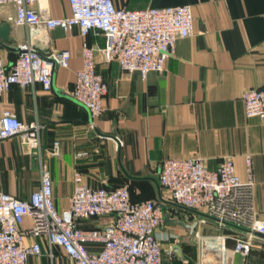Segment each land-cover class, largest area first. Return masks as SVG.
<instances>
[{
	"label": "crops",
	"instance_id": "obj_1",
	"mask_svg": "<svg viewBox=\"0 0 264 264\" xmlns=\"http://www.w3.org/2000/svg\"><path fill=\"white\" fill-rule=\"evenodd\" d=\"M116 6L143 8L189 4L193 33L176 41L164 70L138 72L120 70L116 61L105 62L96 51V69L108 83L104 110L95 118L70 91L81 66V45L101 48V33L82 37L76 26L63 31L43 25L28 30L13 24L10 3L0 5V24L10 26L8 40L0 44V58L9 67L18 56V45L30 40L39 53L67 49V67H56L49 90L39 82L26 87L12 85L0 95V114L11 110L22 122L38 124L39 148L31 152L17 137L0 140V189L28 198L40 184V164L50 170L54 204L68 205L75 171L93 187L127 186L131 200L159 199L164 220L156 229L162 249V264H198L194 232L243 231L231 225L218 226L204 213L178 206L158 182L162 161L167 157L201 156L214 168L223 157L233 159L236 172L245 176L244 156L251 154L255 175L254 203L264 218V121L245 116L242 93L264 85V0H114ZM31 6L52 17L69 14L68 0H35ZM119 139L120 141H118ZM57 142L56 145L54 143ZM85 151L83 156L76 152ZM205 222H200V218ZM101 219H79L82 227L98 226ZM31 219L26 217L23 227ZM226 229L231 232H226ZM261 240L260 238H256ZM38 241L42 253L26 264H77L59 246ZM262 241V240H261ZM250 264L257 258L255 244ZM99 243H88L90 251ZM264 256V255H263ZM263 261V262H261Z\"/></svg>",
	"mask_w": 264,
	"mask_h": 264
},
{
	"label": "built area",
	"instance_id": "obj_2",
	"mask_svg": "<svg viewBox=\"0 0 264 264\" xmlns=\"http://www.w3.org/2000/svg\"><path fill=\"white\" fill-rule=\"evenodd\" d=\"M34 1L0 0V5L12 4L14 14L8 19L28 30L43 25L67 31L76 26L82 37L89 32L103 35L101 48L83 40L81 66L70 91L92 118L103 112L108 91L107 81L96 69V51L102 52L105 62L116 61L121 71L145 77L149 72L163 71L177 39L193 33L189 4L127 8L116 6L114 0H68L69 14L52 17L44 9L33 8ZM18 49L9 67L0 58V95L12 85L26 87L34 82L49 90L54 69L69 65L67 49L43 55L28 38ZM241 98L245 116L264 121V85L245 90ZM10 137H17L31 152L39 148L38 124L22 122L6 108L0 114V140ZM85 154L76 152L77 157ZM244 164L245 176L241 177L231 157H223L214 168L208 167L201 156L167 157L162 161L158 182L172 202L204 213L218 226L231 225L243 231L232 234L233 243L228 246L229 236L196 230L198 264H250L254 239L264 241L256 235L264 234V218L259 217L254 203L256 182L251 154L244 156ZM39 170L40 184L26 199L0 189V264H26L30 256L41 254L40 243L27 242V237L44 238L50 255L52 246H59L77 264H162L156 234L164 220L159 199L131 200L127 186L93 187L75 171L68 205L59 210L54 204L50 170L43 162ZM26 217L31 224L23 227ZM89 218L101 222L87 228L78 223L79 219ZM88 243H99L100 249L90 251Z\"/></svg>",
	"mask_w": 264,
	"mask_h": 264
},
{
	"label": "water",
	"instance_id": "obj_3",
	"mask_svg": "<svg viewBox=\"0 0 264 264\" xmlns=\"http://www.w3.org/2000/svg\"><path fill=\"white\" fill-rule=\"evenodd\" d=\"M9 30H10V26L8 23H3L0 24V44L4 45V41H7L8 38V34H9ZM20 52V50H19ZM259 237L264 238V234H256Z\"/></svg>",
	"mask_w": 264,
	"mask_h": 264
},
{
	"label": "rangeland",
	"instance_id": "obj_4",
	"mask_svg": "<svg viewBox=\"0 0 264 264\" xmlns=\"http://www.w3.org/2000/svg\"><path fill=\"white\" fill-rule=\"evenodd\" d=\"M164 196L165 197L168 196L167 195V192L165 190H164ZM223 228H225V227H223ZM254 240L256 241L255 244L257 245L256 250H255V254H256L257 258H263L264 257L263 256L264 255V241L262 239H261L262 241L261 240H258V239H254ZM261 262H263V261H261Z\"/></svg>",
	"mask_w": 264,
	"mask_h": 264
},
{
	"label": "trees",
	"instance_id": "obj_5",
	"mask_svg": "<svg viewBox=\"0 0 264 264\" xmlns=\"http://www.w3.org/2000/svg\"><path fill=\"white\" fill-rule=\"evenodd\" d=\"M226 232H229V233H230L231 231H230V230H228V229H226ZM231 233H232V232H231Z\"/></svg>",
	"mask_w": 264,
	"mask_h": 264
}]
</instances>
